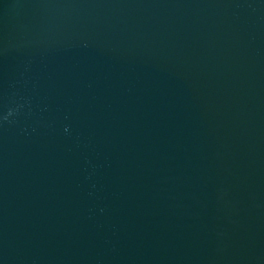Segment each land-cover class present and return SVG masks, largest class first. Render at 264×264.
Segmentation results:
<instances>
[{
	"label": "water",
	"instance_id": "water-1",
	"mask_svg": "<svg viewBox=\"0 0 264 264\" xmlns=\"http://www.w3.org/2000/svg\"><path fill=\"white\" fill-rule=\"evenodd\" d=\"M0 264H264V0H0Z\"/></svg>",
	"mask_w": 264,
	"mask_h": 264
}]
</instances>
